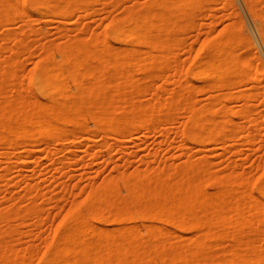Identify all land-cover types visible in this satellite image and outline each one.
<instances>
[{"label": "bare ground", "instance_id": "obj_1", "mask_svg": "<svg viewBox=\"0 0 264 264\" xmlns=\"http://www.w3.org/2000/svg\"><path fill=\"white\" fill-rule=\"evenodd\" d=\"M214 1L136 0L103 30L44 44L24 77L21 54L32 47L28 35L36 31L35 15L84 18L117 0H0V27H5L0 33V163H7L0 168V188L26 183L17 204L0 201V264H264V161L253 170L244 167L264 147V105L256 103L260 77L238 52L241 42L259 60L261 75L264 62L242 17L227 32L213 33ZM245 2L264 40V6L260 0ZM17 20L24 22L20 31L11 26ZM190 30L207 37L186 68L182 52ZM171 81L175 85L169 87ZM202 90L211 92L208 104H199ZM148 93L152 99H145ZM182 110L187 116L183 161L131 171L117 162L115 173L92 184L84 199L72 200L43 249L19 247L30 231L22 225L32 219L40 226L46 219L39 198H55L30 174L13 173L15 165L28 169L34 162V170L42 165L35 152L45 134L58 136V144L73 154L59 160L66 164L85 142L96 158L95 148L113 147L110 138L126 152L129 135L145 128L167 130ZM194 143L226 147L233 153L228 171L218 169L210 155L186 150ZM50 145L47 155L54 158ZM20 147L27 153L13 149ZM25 198L30 201L23 205Z\"/></svg>", "mask_w": 264, "mask_h": 264}, {"label": "rangeland", "instance_id": "obj_2", "mask_svg": "<svg viewBox=\"0 0 264 264\" xmlns=\"http://www.w3.org/2000/svg\"><path fill=\"white\" fill-rule=\"evenodd\" d=\"M136 0H117V3H111L105 9H102L94 15H89L84 18H80L78 14L73 15L70 18L65 17H45L40 19L38 15H35L32 19L36 31L29 33L28 39L31 44L30 50H26L21 54V57L25 59V65L23 67L24 77L28 75L31 69L35 66L36 62L40 59L42 54V46L50 42H60L66 40L70 35H83L89 36L94 30H103L111 17L114 15L122 14L126 8L132 5ZM145 1V0H141ZM235 3H230L228 0H218L212 2L217 12L218 22L216 23L214 34L227 32L233 23H239L240 18L246 23L255 43L257 49L264 62V40L258 29L257 23L254 20L252 14L245 0H234ZM264 6V2L260 0L259 3ZM241 15V16H240ZM22 20H17L12 23V27L20 31L23 28ZM231 23V24H230ZM229 24V26H228ZM237 27V26H236ZM5 31V27H0V33ZM68 32V34H67ZM207 37V33H197V30H190L188 34L187 50L183 49L182 57L185 59V67L187 68L192 58L197 53L203 40ZM2 43V41H0ZM8 45L14 44V41H5ZM238 52L243 56L249 58L252 64V73L260 77L259 80V93L257 95L256 103L260 106L264 105V75L258 72L259 60L253 56V51L243 40ZM10 55V51H5L4 55ZM59 58L60 55H57ZM158 84L162 83V79H158ZM205 84V80L200 82ZM253 82H249L246 86L251 87ZM169 87L175 85V82L171 81ZM76 87L73 86V90ZM27 95L35 97L36 93L33 91H26ZM152 94L145 95V99H152ZM199 104H208L211 101V92L209 90H202L198 93ZM236 107L242 104L241 101H235L233 103ZM264 117V114H263ZM187 119L185 111L179 113V117L174 122L167 123V130L161 128H145L136 132L134 135H129L125 141L126 152L121 151L120 142H117L114 138H110V142L113 143V147L110 149L95 148V151L100 154L98 158L87 150L89 143L85 142L80 149L77 150L78 157L85 155L83 158H74L69 163L63 164L59 162L60 159H67L69 156H73L67 149L58 144V136L44 135L37 152L42 158L43 163L37 170H34V162H31V167L26 169H20V166L15 165L13 173L19 174L18 178L23 177L20 175V171L30 174V179L38 182L42 185L49 196H55L51 201H44L43 198H39L38 202L44 206L45 220L42 221L40 226L33 224L34 220L29 219L22 225L23 229L30 230L25 238L19 244V247L32 244L43 249L44 239L50 232L51 228L56 226L59 220L63 217V213L69 207L73 199H84L87 191L91 188L92 184L99 183L104 178L112 175L116 172L115 164L121 162V166L126 170H134L138 166H153L161 167L166 162H180L187 156L182 149V129L184 128L185 121ZM91 127H95L94 123H90ZM166 131V132H165ZM138 144L134 140H140ZM98 141L102 140L101 136H97ZM120 141V140H118ZM51 144L50 148L55 151V156L50 157L47 155V144ZM118 143V144H117ZM19 153L26 154L25 148H13ZM49 149V148H48ZM226 147L219 145L217 148L214 143H208L205 146H199L194 143L186 150L195 152L198 157L210 155L219 164L216 167L222 171H228V160L232 152L225 150ZM94 151V152H95ZM77 159V160H76ZM264 161V147L253 152L250 159L246 160L244 167L247 170H253L257 161ZM72 162V163H71ZM6 162L0 163V168L3 170L6 166ZM42 172V173H39ZM26 192V183L20 184H2L0 188V201L2 206H10L18 203V198L23 196ZM122 194H126V187L121 184ZM36 193V191H35ZM30 199L25 198L22 202L23 205L28 204ZM146 233V229H143ZM159 264H162L161 262Z\"/></svg>", "mask_w": 264, "mask_h": 264}]
</instances>
